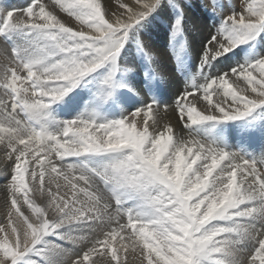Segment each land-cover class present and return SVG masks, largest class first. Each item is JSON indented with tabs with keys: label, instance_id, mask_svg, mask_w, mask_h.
<instances>
[{
	"label": "rangeland",
	"instance_id": "1",
	"mask_svg": "<svg viewBox=\"0 0 264 264\" xmlns=\"http://www.w3.org/2000/svg\"><path fill=\"white\" fill-rule=\"evenodd\" d=\"M2 1L5 2L6 0ZM12 1L18 3H21L20 1H22L24 3H27L29 0ZM31 1L29 2V5H27L28 8L26 12H20V15L17 14L19 12L14 11L17 8H13L10 10V8L15 6L7 5L4 9V7L0 5V25H3L5 18L7 19L11 15L10 23L6 27L7 34L4 31L3 33L7 36L9 42L11 44H14L5 45L4 40L0 38V79L3 83L8 84L12 87V91L0 88V143H3L4 147V154H0V168H2L0 169V181H2L3 179L2 183H5L6 181L8 184L10 183L9 186H11L12 188L15 187L16 189L11 190V192L13 193L12 194L3 191L0 186V198L3 199H0V264H30V262L31 264H178V262H180L179 264H231V261L232 264H248L249 260V264H264V252H262L264 250V235H262L264 234V232H262L264 231V216L262 212L264 211V193H262L264 192V167L261 166V163L264 162V156L262 157V159H259V162L257 160V158L259 157V155L257 154L259 152H255V150L260 151V146H263V144L258 140H250L249 142V137H252L255 134L259 135V137L260 135L264 136V125H260V119L262 117L261 112L264 111V105L259 108L261 111L259 109H257L255 112L253 111V120H248L246 118V121L244 117L232 120L231 122H202L195 121V119L193 118L194 120L192 121V123L188 125V123L185 124L186 122L180 118L178 113H175L173 116H175L176 114L177 115L174 123L177 124V126L174 124V127L173 122L169 119V116L164 114V112L156 111L155 113V111L150 110L151 108L155 110H169L170 105L167 104H169V102L173 100V97H171L168 92L166 93L168 87L166 86L165 82L161 79L159 80L160 82L158 81L156 77V69L152 65L150 56H148L149 54L147 52L148 46L151 50L156 48L163 49L165 44L161 43V39L159 37L162 34L165 35L167 33V28L172 23L173 26L169 31L168 39L169 44L172 47L169 49V57L173 65L175 64L174 58H177V65H179L178 72L182 73L181 80H184V82H186L187 77L191 74L192 66H188L182 71L179 69L181 61L188 60L191 64L193 62L192 57L190 55H187L185 52L188 48L187 45L189 43L184 34V30L186 29V27L200 29V32L203 35L204 39L208 40L207 42L210 41V44H216L218 40H221V42L225 43L227 47L234 44V40L230 39L229 36V31H231L236 34L233 39L237 40L240 46L235 49H226V55L231 54V57L229 58L230 61H233L235 58H237V56L241 55L244 60L245 57L249 60V67H252L255 62L259 63L253 65L255 66V68H260L256 69L257 71L255 70V72L263 71L264 0H126L128 3L132 4L130 6L133 8L131 12L128 10L127 12L124 11L126 13L121 10L120 4H117L122 0H47L48 2L46 0H37L39 1L37 4L38 6L35 5L33 7L31 6V3L36 0H33L32 2ZM168 1L169 3L167 5L166 3ZM194 2H196V4ZM101 4L104 5L102 6ZM53 5L54 7H51ZM90 5L92 6V8ZM253 5L257 7L259 6L260 8L253 7ZM111 6H114L115 9L117 8L120 14H117V11L115 10L113 11L114 13H112L111 9L109 8ZM64 8H67V10H65ZM252 9H256L257 13L252 15ZM62 10L65 11V13L62 12ZM67 11H71L72 14L68 13ZM49 12L50 14L48 15ZM258 13L260 14V16ZM43 14L45 15L43 16ZM182 14L185 16H183ZM86 16L88 18H86ZM231 18L233 20H231ZM50 19H56V25L57 23L60 24L56 26L53 23L54 21H50ZM176 19L177 21L173 23V20ZM259 19L261 20L260 22ZM81 20L85 23H82ZM87 20L90 22H95H92L91 24ZM229 21H232L230 22V24L232 23L231 26L229 24ZM33 23H35L36 25ZM252 23L253 25H250ZM52 27H54V29L56 28V30H54ZM228 27H230V29ZM50 28H52V30L54 31H52ZM89 30H91L92 33ZM238 33H240V35ZM209 37H211L210 40ZM214 37L217 38L214 40ZM251 42L254 43L250 44ZM210 44L208 45V47L210 46ZM92 47H94L95 49ZM204 47L205 46H203V48ZM253 47H256L257 50L251 51V48ZM22 49H28L27 53H23ZM210 49L211 48L209 47L208 50L210 56L207 68L208 70H210L209 73H212L215 67H218V70L222 67H225V64H223L225 62L221 61L220 57H218L219 60L217 62V57L212 55L213 50ZM234 53H236V55L232 56ZM202 55L203 54L201 53V59ZM258 56L261 58H257ZM242 58L239 57V60H242ZM205 59L208 58L205 57ZM132 60L135 62L136 67L137 65L139 66V69L140 65L143 64L142 62L144 60H147L148 62L146 66H144V69H140L145 70L146 73L133 74L129 72V66L133 63ZM251 60L253 61L250 62ZM245 61H243L244 64H247L245 63ZM56 67L58 69L60 68L59 71ZM73 68L76 69L74 70ZM80 68H82L83 70ZM150 68H152L153 70H148ZM76 70L77 72H75ZM199 70H197V72ZM11 71H15V73L18 75L17 79L12 78ZM57 71L59 74L56 73ZM170 72L171 74H175L174 66L172 67ZM73 73L77 74L74 75ZM204 73L205 72L203 71L200 76L196 75V78L199 79L202 75H204ZM62 74L64 76L63 78ZM229 74L232 75L231 70ZM129 75L130 77H128ZM77 77H79L78 80ZM136 77H138V80ZM47 78L48 80L46 82ZM53 78L58 81L61 80V83L55 81ZM222 79L223 81H227L224 75H222ZM123 81L127 82L124 83ZM65 82H67L68 85H72V87L66 86ZM49 84L52 85L50 86ZM192 84H194V82H192ZM214 84L215 81L211 80L210 84L200 86V93L208 95L211 94L213 90L222 86V83L217 82L216 85ZM59 86L63 88H60V90H55V88H59ZM123 86L126 88L125 90H123ZM261 86H263L264 90V82L261 83ZM50 87L52 88V90ZM48 88L49 90H47ZM138 88L141 89L142 93H137ZM127 89L130 90L127 92ZM28 90L29 92L31 90V92H27ZM38 91L39 93L37 94L36 92ZM46 91L48 92L47 94ZM223 93L225 94V92ZM253 93L256 97L264 98V93ZM42 94L45 95L46 98L45 96L43 97ZM190 94H199V91L195 90L193 92H190ZM15 100L16 102L14 103L13 101ZM146 101L149 102L148 107ZM56 102H58L56 110H59V113H56V110H54L53 108V104ZM181 103L182 100H180V98H177L173 104L174 107L179 108V113H181L182 111H190L184 103ZM85 105H87V113L80 112L79 116L81 118H75V114H73L74 111L77 112L75 109L80 110ZM5 111L9 114L11 113V111H13L15 114L11 113L12 118L8 117L11 119L7 120L5 118L6 114H4ZM156 118H164L165 123L171 124V127H174V129L177 128L176 130L183 131L186 128L188 132L193 133L195 136L198 135L202 139L201 152H204L203 156L209 157L210 162L207 163L205 167H200V169L197 167V165H201V162L198 160V158H183V156L180 155V152H167L165 147H162V142L156 140L152 142L153 146L151 148L153 150L150 151V160L144 159L142 157V147H144V145H141V143L145 141L149 125L155 123V125L158 126V120H156ZM147 120L150 121L148 124L146 123ZM96 126L104 129L112 128L111 132L115 134L118 133L120 137L122 136L120 139L123 141L125 140V144L129 145L131 143L130 147L123 148L121 150L108 149L102 151L104 143H102L103 141L99 136L100 132L102 131L99 130L98 132L97 128H93ZM133 127L136 129H134ZM139 127L143 129H140ZM215 127H217L218 134H221L222 132V134L233 135V140L229 141V144H231V146L225 147V150L223 152L221 146L214 141V137L209 136L211 130L215 129ZM189 128H191L190 131ZM95 129H97V131H94ZM136 130H139L138 133ZM191 130H193V132ZM14 133L15 136L13 135ZM20 133L21 135L24 134V136L28 138V140H24L25 142L28 141L30 143L36 144L37 146L43 147H48L50 146L48 144H51V146L48 148L51 151L50 153L52 157L57 155L54 157L56 160L59 155L60 157L66 156L64 160L66 161L65 163H68L73 161L75 159V156H81L79 160L80 163H76V165L81 170L83 169L82 171L84 173L80 176L78 173L74 172L75 170L73 168H70V172L68 171L70 178L68 180L57 175L54 172L52 164L51 166H49L50 164L43 165L42 167H39V169L34 165L35 163L33 165H26V163L24 162L27 148L24 146L25 144L23 145V143L19 139V136H21L19 135ZM173 133L176 132L174 131ZM6 134L11 135L13 140L10 139L11 141H9L8 135ZM73 137H75L74 140ZM40 138H42L43 140L41 141ZM91 138L93 139V141ZM44 139L46 140L44 141ZM84 139L85 141H83ZM136 139L138 144L137 146L135 144ZM59 140L62 142L60 143ZM127 140L130 143H128ZM93 142L94 145L97 143L96 148L92 144ZM132 142L135 144V147ZM6 144L8 145L7 147ZM12 144H14L15 146ZM102 144L103 146H101ZM9 145L13 147L10 148ZM92 145L94 146V148ZM214 145L219 146V148H213ZM255 145L258 147H256ZM54 146L56 148L59 146L60 148L58 147L59 149H56ZM69 146L72 147L70 148ZM5 149H8V151H5ZM61 149H64V151ZM68 149H70L71 151ZM75 150L77 152L79 150H82V152L80 154L79 152H75ZM40 152L42 153V151ZM16 153H20V155ZM153 153L155 155H153ZM189 155L191 156V154ZM19 156L21 157L19 158ZM152 156H154V159ZM21 158L24 159L22 160ZM11 159L14 161V163ZM19 159L23 162H20ZM227 161L231 163V166L229 167L232 170H228L230 168L227 167ZM235 161H239V164H236L234 166L235 163L233 162ZM194 165L196 166V168H198V170H195V168L193 167ZM156 167L159 168L157 169ZM29 168L30 170H28ZM89 169H93V172H90ZM99 169L102 170L101 174L98 173ZM11 171L15 172L12 173ZM39 171L41 174L39 173ZM47 171L49 174L47 173ZM71 173H73L74 175ZM197 174L199 175V177ZM216 174H219L218 176L220 179L217 178L218 176H215ZM251 174L254 175V177ZM53 175H56V177H54ZM71 175L73 176L71 177ZM161 175H163V178L161 177ZM11 176H13V178ZM105 176L112 178L114 177V186L112 184H105L102 181L106 179ZM251 176L253 177L252 179H254L252 185H254V182L256 183L254 186H251L254 187L253 191L251 190L252 188L250 186H247L245 185V183L243 184V182H240V179L246 177L251 179ZM36 177H39L40 179L35 180ZM99 177L102 180H100ZM75 179L78 180L79 183L77 182L76 184ZM89 179L94 183H87ZM59 180H61V183L59 182ZM32 181L33 184H31ZM38 181L41 184H39ZM41 181H44V184ZM47 181L50 183H48ZM107 181L109 180L107 179ZM64 182L66 183V186L69 185L67 189L66 186L63 185ZM59 183L61 184V187ZM52 184H55L56 186L52 187ZM97 184L99 186H97ZM256 185H258L260 188L257 189ZM74 186L77 187L78 190ZM222 186L224 187L222 188ZM32 187L34 188V190H32ZM38 188L39 190H37ZM42 188L44 189L42 190ZM86 188L87 192L83 190ZM40 189L42 190V193ZM72 189H75L79 194L74 190L70 192V190ZM235 189L237 190V192ZM61 190L63 191L62 193ZM255 190H257V194L261 192L259 193L260 196L259 194L257 196ZM243 191H245V194ZM36 192L39 193L37 194ZM99 192L102 193L101 196H106L104 198L109 205L99 203L94 200V198H91L90 196L88 197L87 195L91 194V196L97 197V194ZM71 193L73 194V196ZM240 193H242L241 196ZM39 194L41 195V197H39ZM251 196L253 197L251 198ZM73 197L77 198L79 201L77 199H73ZM242 197H245L244 200ZM231 198L234 199L232 200ZM246 198L249 200H247ZM253 199L256 201H254ZM6 200L10 201L7 202ZM47 200L49 201V203L47 202ZM72 200H75L74 203ZM240 200L242 201L239 202ZM45 201L50 205L49 206L47 204L49 207L45 205ZM231 201H234L233 204ZM80 202L90 204L87 205L88 211L84 212L82 216L81 214L71 212L73 204H78ZM237 202H239V204ZM56 203L57 205H55ZM249 205L250 207H248ZM5 206L6 208L8 207L6 210L4 208ZM56 207L58 208L56 209ZM105 207H108V209ZM48 208L50 210H48ZM3 210L5 211L3 212ZM58 210L61 211V213H63L62 215L64 216L61 224L58 222L60 221V218L58 219V217H56V214L59 212ZM63 210L67 211L68 213H65ZM102 211L104 212L102 213ZM216 211H218L219 213ZM94 213L96 217L93 215ZM249 213L250 215H252V217L248 215ZM253 214H255L258 218V215L261 214V219L259 218L261 223L259 222L258 218H256V220L254 219L255 215ZM223 215L224 218L222 217ZM240 216L250 217L242 218ZM73 217L74 219H72ZM54 218H56L57 220ZM68 218L70 219L71 223ZM251 218L253 219V221H251ZM247 220L250 223H247ZM54 221L57 223H54ZM230 221L233 223H230ZM237 221H241L242 224H239L241 222L238 223ZM256 221H258V223ZM56 224L58 227L56 226ZM252 224L255 225L254 229L251 228V226H253ZM167 225L169 226L167 227ZM257 227H259V230L256 229ZM61 229L65 230V234L67 233L66 230H69L68 235L63 236V232L60 231ZM157 229L159 231H157ZM247 230H249V234ZM77 231L79 233H77ZM240 231H242L243 233ZM162 232L167 233L166 237L162 236ZM220 232L221 234H219ZM230 232L234 235V237L230 234ZM234 232H236L237 234L235 233V235ZM250 232L251 234L253 233V236H255L252 237ZM88 233L90 237L87 235ZM160 235L162 237H160ZM222 235H228L229 238L228 236H226L225 239V236ZM167 236L169 237L168 239ZM235 236L239 238L237 239ZM241 236L242 238H240ZM247 236H250L251 238L249 243L248 241H246ZM162 238L164 239L162 240ZM243 239L246 243L243 242ZM179 240L183 241L181 242ZM231 240L237 243L235 244L234 242H231ZM242 242L243 245H241ZM256 243L257 245H255ZM50 249H52V251ZM153 250H155V252ZM231 250H233V252H231ZM48 251H50L52 254ZM238 251L241 253H239ZM154 253L156 255H154ZM47 255H49L50 257ZM230 255H232L233 260L231 259ZM241 256H243V258ZM241 258L244 260L242 261ZM156 259L159 261H157ZM155 260L156 263L154 262ZM244 261H246V263Z\"/></svg>",
	"mask_w": 264,
	"mask_h": 264
},
{
	"label": "bare ground",
	"instance_id": "2",
	"mask_svg": "<svg viewBox=\"0 0 264 264\" xmlns=\"http://www.w3.org/2000/svg\"><path fill=\"white\" fill-rule=\"evenodd\" d=\"M18 1V0H17ZM31 1V0H30ZM33 1V0H32ZM31 1V2H32ZM47 1V0H46ZM66 1V0H65ZM75 1V0H74ZM117 1V0H116ZM115 1V2H116ZM133 1V0H132ZM134 1H137V0H134ZM139 1V0H138ZM151 1V0H150ZM157 1V0H156ZM170 1V0H169ZM169 1L166 3L167 5H168V3H169ZM20 2H22V1H20ZM41 2V1H40ZM48 2V1H47ZM56 2V1H55ZM95 2V1H94ZM146 2V1H145ZM144 2V3H145ZM162 2V1H161ZM166 2V1H165ZM182 2V1H181ZM220 2V1H219ZM18 3V2H17ZM67 3V2H66ZM133 3V2H132ZM143 3V2H142ZM150 3V2H149ZM148 3V4H149ZM195 4H196V2H194ZM54 4V3H53ZM97 4V3H96ZM109 4V3H108ZM117 4H120V7H121V10L124 12V11H126L127 12V10L128 11H130L131 12V10H133V8L130 6V5H132V4H130V3H128L126 0H122V1H120L119 3H117ZM138 4V3H137ZM136 4V5H137ZM155 4V3H154ZM171 4V3H170ZM173 4V3H172ZM192 4V3H191ZM190 4V5H191ZM247 4V3H246ZM252 4H253V2H252ZM251 4V5H252ZM254 4H256V3H254ZM27 5H29V3L27 4ZM49 5H50V2H49ZM63 5H64V3H63ZM93 5V4H92ZM102 5V4H101ZM100 5V6H101ZM104 5V4H103ZM102 5V6H103ZM151 5V4H150ZM259 5V4H258ZM13 6H15V5H13ZM38 6V5H37ZM56 6V5H55ZM88 6V5H87ZM91 6V5H90ZM94 6V5H93ZM109 6V5H108ZM115 6H116V4H115ZM140 6V5H139ZM142 6V5H141ZM154 6V5H153ZM152 6V7H153ZM161 6V5H160ZM227 6H230V5H227ZM40 7V6H39ZM49 7V6H48ZM51 7H54V5L53 6H51ZM85 7V6H84ZM167 7V6H166ZM170 7V6H169ZM168 7V8H169ZM186 7V6H185ZM193 7V6H192ZM223 7V6H222ZM253 7H257V6H254L253 5ZM259 7V6H258ZM257 7V8H258ZM264 7V6H263ZM13 8H17L16 6L15 7H12V8H10V10L11 9H13ZM63 8V7H62ZM83 8V7H82ZM91 8H92V6H91ZM110 9H111V12L112 13H114L113 11L115 10V11H117V14H120L119 12H118V9L116 8L115 9V7L114 6H111V7H109ZM148 8V7H147ZM150 8V7H149ZM167 8V9H168ZM224 8V7H223ZM260 8V7H259ZM38 9V8H37ZM40 9V8H39ZM48 9V8H47ZM50 9V8H49ZM52 9H54V8H52ZM65 10H67V8H64ZM69 9V8H68ZM86 9V8H85ZM142 9V8H141ZM160 9V8H159ZM158 9V10H159ZM170 9V8H169ZM34 10V9H33ZM80 10V9H79ZM97 10V9H96ZM164 10H165V8H164ZM217 10V9H216ZM230 10V9H229ZM43 11V10H42ZM55 11V10H54ZM53 11V12H54ZM106 11V10H105ZM183 11V10H182ZM227 11V10H226ZM26 12V11H25ZM34 12V11H33ZM58 12V11H57ZM62 12H64L65 13V11H63L62 10ZM68 12V11H67ZM83 12V11H82ZM92 12V11H91ZM101 12V11H100ZM110 12V13H111ZM126 12H124V13H126ZM134 12H135V9H134ZM157 12V11H156ZM159 12V11H158ZM161 12V11H160ZM174 12V11H173ZM225 12V11H224ZM258 12H260V11H258ZM24 13V12H23ZM29 13V12H28ZM56 13V12H55ZM60 13V12H59ZM68 13H71V11H69ZM67 13V14H68ZM74 13V12H73ZM84 13H85V11H84ZM96 13V12H95ZM111 13V14H112ZM116 13V12H115ZM138 13V12H137ZM191 13V12H190ZM251 13H252V15H254V14H256L257 12H256V9L254 10V9H252L251 10ZM18 15H20V13H17ZM50 14V12L48 13V15ZM72 14V13H71ZM93 14V13H92ZM108 14V13H107ZM131 14H133V13H131ZM144 14V13H143ZM178 14V13H177ZM259 14V13H258ZM45 14H43V16H44ZM66 15V14H65ZM77 15V14H76ZM79 15V14H78ZM88 15V14H87ZM123 15V14H122ZM125 15V14H124ZM157 15V14H156ZM159 15V14H158ZM183 15V14H182ZM27 16V15H26ZM56 16V15H55ZM72 16V15H71ZM89 16V15H88ZM102 16V15H101ZM120 16V15H119ZM138 16V15H137ZM169 16H170V14H169ZM183 16H185V15H183ZM259 16H260V14H259ZM13 17V16H12ZM24 17V16H23ZM64 17V16H63ZM67 17V16H66ZM122 17V16H121ZM125 17V16H124ZM139 17V16H138ZM167 17V16H166ZM191 17V16H190ZM235 17V16H234ZM38 18V17H37ZM41 18V17H40ZM53 18V17H52ZM86 18H88L87 16H86ZM95 18V17H94ZM142 18V17H141ZM258 18V17H257ZM13 19V18H12ZM75 19V18H74ZM78 19V18H77ZM76 19V20H77ZM92 19V18H91ZM90 19V20H91ZM145 19V18H144ZM239 19V18H238ZM264 19V18H263ZM15 20H17V19H15ZM24 20V19H23ZM46 20V19H45ZM71 20V19H70ZM79 20V19H78ZM89 20V19H88ZM87 20V21H88ZM136 20V19H135ZM156 20V19H155ZM199 20V19H198ZM197 20V21H198ZM231 20H233L232 18H231ZM13 21V20H12ZM19 21V20H18ZM50 21H54L53 23L56 25V19H50ZM73 21V20H72ZM82 21V20H81ZM106 21V20H105ZM159 21V20H158ZM157 21V22H158ZM172 21V20H171ZM177 21V19L176 20H173V23L174 22H176ZM247 21V20H246ZM261 20L259 19V22H260ZM27 22V21H26ZM33 22V21H32ZM37 22V21H36ZM46 22V21H45ZM66 22V21H65ZM65 22H63V23H65ZM88 22H90V21H88ZM92 22L93 21H91L90 23L92 24ZM95 22V21H94ZM93 22V23H94ZM109 22V21H108ZM165 22V21H164ZM196 22V21H195ZM228 22V21H227ZM226 22V23H227ZM230 22H232V21H229V24H230ZM263 22V21H262ZM13 23V22H12ZM30 23V22H29ZM39 23V22H38ZM44 23V22H43ZM62 23V24H63ZM82 23H85V22H83L82 21ZM97 23V22H96ZM128 23H130V22H128ZM132 23V22H131ZM170 23V22H169ZM189 23V22H188ZM14 24H15V22H14ZM17 24V23H16ZM19 24V23H18ZM26 24V23H25ZM33 24H35V23H33ZM42 24V23H41ZM60 24V23H59ZM58 23H57V25L56 26H58L59 25ZM72 24V23H71ZM76 24V23H75ZM140 24V23H139ZM138 24V25H139ZM187 24V23H186ZM202 24V23H201ZM228 24V23H227ZM226 24V25H227ZM232 24V23H231ZM231 24H230V26H231ZM237 24V23H236ZM260 24V23H259ZM13 25V24H12ZM24 25V24H23ZM28 25V24H27ZM36 25V24H35ZM38 25V24H37ZM47 25V24H46ZM53 25V24H52ZM78 25V24H77ZM87 25H89V24H87ZM142 25V24H141ZM140 25V26H141ZM151 25V24H150ZM225 25V26H226ZM242 25V24H241ZM246 25V24H245ZM250 25H253V23L252 24H250ZM51 26V25H50ZM61 26V25H60ZM95 26V25H94ZM100 26V25H99ZM99 26H98V28H99ZM112 26V25H111ZM131 26V25H130ZM130 26H128V27H130ZM143 26H145V25H143ZM159 26V25H158ZM167 26V25H166ZM172 23H171V25H169V27L167 28V33L165 34V35H161L159 38L161 39V43L162 44H165V46L163 47V49L161 48V49H159V48H156V49H153V50H151V49H149V46L147 47V52H148V56H150V60H151V63H152V65L154 66V68L156 69V72H157V75H158V77L162 80V81H164L165 82V84H166V86L168 87V89L166 90V93L168 92L169 94H170V96L171 97H173V100H171L170 102H169V104H167V105H170V109L169 110H167V111H165V110H155V109H150L151 111L153 110V111H155V113H156V111H162V112H164V114L165 115H167V116H169V119L173 122V126H174V120H175V118H176V115L175 116H173L175 113H178V115L180 116V118L183 120V121H185L186 123L185 124H187L188 123V125L189 124H191L192 123V121L195 119V121H204V122H213V121H228V122H231L232 120H235V119H240V118H242V117H244L245 118V121L248 119H250L251 117H252V114L257 110V109H259V108H261L263 105H264V98H261V97H256L255 95H254V93L253 92H259V93H264V90H263V86H261V83L262 82H264V70L263 71H258V72H255V70L256 69H260L259 67H257V68H255V66H253L252 65V67H249L250 65H248V64H250L249 63V60L248 59H246V57H245V60L241 57V55H239V56H237V58H235L233 61H230V57H231V54L230 55H226V53H225V51H226V49L228 50V49H235V48H237L238 46H240L239 45V43H238V41L237 40H235V39H233V37L236 35V34H234L233 32H231V31H229V36H230V39H232V40H234V44L233 45H230V46H226L225 45V43H223V42H221V40H218L217 41V43L216 44H210V48L213 50V52H212V55L213 56H216L217 57V59L219 60V58L218 57H220V59H221V61H223V62H225V63H223V64H225L224 66L225 67H222L221 69H219L218 70V67H215L214 68V70H213V72L212 73H208V72H205L204 73V75H202L199 79H197L196 78V74H195V72H197V70H199V67L197 66V62H198V60H200L201 59V54L199 55V53H200V50L203 48V46H205L206 45V42L208 41V40H206V39H204V37H203V35L201 34V32H200V29H198V28H190V27H186V29L184 30V34H185V37H186V39H187V41H189V43H188V45H187V49H186V54L187 55H190L191 57H192V59H193V62H192V64L190 63V61H188V60H183V61H181V64H180V67H179V69L182 71V70H184V69H186L188 66H192L191 68H192V71H191V74L187 77V79H186V82H184V80H179V78H177V77H175L173 74H171V69L169 68V66H168V62H171L170 61V57H169V49L170 48H172L171 46H170V44H169V31H170V29L172 28ZM262 26V25H261ZM49 27V26H48ZM67 27H68V25H67ZM233 27V26H232ZM53 29H54V27H52ZM52 28H50L51 30H52ZM89 28H90V26H89ZM97 28V29H98ZM114 28V27H113ZM116 28V27H115ZM134 28V27H133ZM136 28V27H135ZM139 28V27H138ZM226 28V27H225ZM229 29H230V27H228ZM245 28V27H244ZM249 28V27H248ZM95 29V28H94ZM137 29V28H136ZM145 29H147V28H145ZM227 29V28H226ZM228 29V30H229ZM243 29V28H242ZM246 29V28H245ZM261 29V28H260ZM54 30H56V28L54 29ZM54 30H52V31H54ZM57 30H58V28H57ZM70 30V29H69ZM100 30H101V28H100ZM135 30V29H134ZM225 30V29H224ZM89 31H91V30H89ZM98 31V30H97ZM123 31V30H122ZM132 31V30H131ZM136 31V30H135ZM160 31V30H159ZM182 31V30H181ZM235 31V30H234ZM133 32V31H132ZM148 32V31H147ZM153 32V31H152ZM236 32V31H235ZM249 32V31H248ZM91 33H92V31H91ZM138 33V32H137ZM140 33H141V30H140ZM206 33V32H205ZM257 33V32H256ZM134 34V33H133ZM159 34V33H158ZM239 35H240V33H238ZM263 34V33H262ZM132 35V34H131ZM54 36V35H53ZM55 37H56V34H55ZM132 37V36H131ZM136 37V36H135ZM148 37V36H147ZM58 38V37H57ZM98 38V37H97ZM145 38V37H144ZM210 38L211 37H209V40H210ZM102 39V38H101ZM97 40V39H96ZM99 40V39H98ZM103 40V39H102ZM130 40V39H129ZM133 40V39H132ZM140 40V39H139ZM220 41V42H219ZM246 41V40H245ZM249 41V40H248ZM134 42H135V40H134ZM142 42V41H141ZM145 42H146V39H145ZM98 43V42H97ZM137 43H139V42H137ZM143 43V42H142ZM148 43V42H147ZM243 43V42H242ZM241 43V44H242ZM145 44V43H144ZM138 45V44H137ZM142 45V44H141ZM212 45H214V46H212ZM264 45V44H263ZM153 46V45H152ZM151 46V47H152ZM207 47H208V45H206ZM114 47V46H113ZM184 47V46H183ZM208 47V48H209ZM92 48H94V47H92ZM264 48V47H263ZM95 49V48H94ZM210 49V50H211ZM99 50V49H98ZM109 52V51H108ZM258 52H260V51H258ZM262 52V51H261ZM100 53V52H99ZM103 53V52H102ZM120 53V52H119ZM104 54V53H103ZM111 54H112V52H111ZM147 54V53H146ZM239 54H241V53H239ZM236 55V53H234L232 56H235ZM258 55H259V53H258ZM210 56V55H209ZM1 57V56H0ZM3 57V56H2ZM95 57H97V56H95ZM115 57H116V55H115ZM239 57L240 58H242V60H239ZM134 58V57H133ZM257 58H261V57H257ZM202 59H205V57L202 55ZM254 59H256V58H254ZM253 59V60H254ZM248 60V61H247ZM253 60H251L250 62H252ZM263 60V59H262ZM261 60V61H262ZM133 61V60H132ZM243 61H245V63H247V64H244V62ZM255 61V60H254ZM147 60H144L142 63L143 64H141L140 65V69H144V66H146V64H147ZM264 62V61H263ZM228 63V64H227ZM241 63H242V65L244 66H242L241 65ZM254 63V62H253ZM70 64V63H69ZM71 64H72V62H71ZM117 64V63H116ZM122 64V63H121ZM227 64V65H226ZM35 65V64H34ZM59 65V64H58ZM61 65V64H60ZM64 65V64H63ZM125 65V64H124ZM67 66V65H66ZM82 66V65H81ZM117 66V65H116ZM121 66V65H120ZM45 67V66H44ZM60 67V66H59ZM69 67V66H68ZM75 67V66H74ZM80 67V66H79ZM86 67H87V65H86ZM49 68V67H48ZM54 68H55V66H54ZM57 68V67H56ZM63 68V67H62ZM45 69V68H44ZM58 69V68H57ZM60 69V68H59ZM59 69H58V71H59ZM74 69V68H73ZM76 69V68H75ZM74 69V70H75ZM80 69H82V68H80ZM113 69H115V68H113ZM139 69V66L137 65V67H136V64H135V62L133 61V63L132 64H130V66H129V72H131V73H133V74H138V73H136L137 72V70H140ZM263 69V68H262ZM43 70V69H42ZM83 70V69H82ZM81 70V71H82ZM127 70V69H126ZM230 70H231V72H232V75H230L229 74V72H230ZM44 71V70H43ZM50 71V70H49ZM58 71L56 72L57 74H59L58 73ZM79 71V70H78ZM80 71V72H81ZM119 71V70H118ZM257 71V70H256ZM39 72V71H38ZM47 72H48V70H47ZM65 72V71H64ZM74 72V71H73ZM75 72H77V70L75 71ZM74 72V73H75ZM40 73V72H39ZM50 73V72H49ZM60 73H62V72H60ZM67 73H68V71H67ZM69 73H70V71H69ZM73 73V74H74ZM84 73V72H83ZM42 74V73H41ZM47 74V73H46ZM45 74V75H46ZM77 74V73H76ZM76 74H74V75H76ZM115 74V73H114ZM113 74V75H114ZM40 75V74H39ZM44 75V76H45ZM49 75V74H48ZM56 75V74H55ZM70 75V74H69ZM124 75V74H123ZM132 75V74H131ZM222 75H224L225 76V79H227V81H223V79H222ZM60 76H61V74H60ZM82 76H83V74H82ZM118 76V75H117ZM137 76V75H136ZM42 77V76H41ZM59 77V76H58ZM64 76H63V74H62V78H63ZM67 77V76H66ZM72 77H73V75H72ZM128 77H130V75L128 76ZM132 77V76H131ZM252 77V78H251ZM263 77V78H262ZM61 78V77H60ZM78 78L79 77H77V80H78ZM111 78H112V76H111ZM137 78V80H138V77H136ZM50 79V78H49ZM54 79V78H53ZM72 79H74V78H72ZM47 80H48V78L46 79V82H47ZM55 80V79H54ZM53 80V81H54ZM60 80V79H59ZM113 80V79H112ZM111 80V81H112ZM129 80V79H128ZM211 80H214L215 81V84L214 85H216L217 84V82L218 83H222V86L221 87H219V88H217V89H215V90H213V92L211 93V94H208V95H204V94H202V93H200V86H202V85H206V84H210V81ZM50 81V80H49ZM53 81H51V82H53ZM55 81H58V80H55ZM54 81V82H55ZM61 81V80H60ZM60 81H58V82H60ZM109 81V80H108ZM110 81V82H111ZM37 82V81H36ZM64 82V81H63ZM124 83L125 82H127V81H123ZM192 82H194V84H192ZM44 83H45V81H44ZM61 83V82H60ZM65 84H66V86H68V87H72V85H68V83L67 82H65ZM48 85V84H47ZM50 85V84H49ZM52 85V84H51ZM50 85V86H51ZM62 85V84H61ZM40 87V86H39ZM73 87H74V85H73ZM130 87V86H129ZM128 87V88H129ZM42 88H43V86H42ZM51 88V87H50ZM52 88H53V86H52ZM52 88H51V90H52ZM60 86H59V88L58 87H56L55 88V90H60ZM63 88V87H62ZM61 88V89H62ZM120 88H121V86H120ZM124 88V89H123ZM123 90H125L126 88L123 86ZM119 89V88H118ZM42 90V89H41ZM47 90H49V88L47 89ZM130 90V89H129ZM128 89H127V92L129 91ZM195 90H197V91H199V94H194V95H192V94H190V92H193V91H195ZM54 91V90H53ZM27 92H29V90L27 91ZM26 92V93H27ZM30 92H31V90H30ZM29 92V93H30ZM50 92V91H49ZM223 92H225V94L223 93ZM37 94L39 93V91L38 92H36ZM48 92L46 91V94H47ZM62 93V92H61ZM131 93V92H130ZM137 93H142V91H141V89L140 88H138V91H137ZM136 93V94H137ZM35 94V93H34ZM33 94V95H34ZM52 94V93H51ZM54 94V93H53ZM63 94V93H62ZM26 95H28V94H26ZM43 95V94H42ZM135 95V94H134ZM38 96V95H37ZM45 95H43V97H44ZM49 96V95H48ZM47 96V97H48ZM31 97V96H30ZM29 98V97H28ZM45 98H46V96H45ZM177 98H180V100H182V103H184L185 104V106H187V108L190 110V111H186V112H184V111H182L181 113H179V108L178 107H174L173 106V104H174V102H175V100L177 99ZM140 99V98H139ZM4 100V99H3ZM145 100V99H144ZM5 101V100H4ZM42 101V100H41ZM142 101V100H141ZM140 101V102H141ZM137 102V101H136ZM148 103L149 102H147L146 101V104H147V107H148ZM181 103V104H182ZM44 104V103H43ZM145 106V105H144ZM81 107V106H80ZM264 107V106H263ZM263 109V108H262ZM77 112H75L74 111V113L73 114H75L74 116H75V118H81L80 116H79V113L81 112V113H87V105H85L82 109H75ZM260 110V109H259ZM258 110V111H259ZM90 111V110H89ZM254 111V112H253ZM261 111V110H260ZM262 113V117H261V119H260V125H264V112H261ZM131 114V113H130ZM129 114V115H130ZM128 117V116H127ZM134 117V116H133ZM165 117V116H164ZM258 117V116H257ZM194 118V119H193ZM247 118V119H246ZM180 119V120H181ZM150 120V119H149ZM149 120H147L146 121V123L148 124L150 121ZM156 120H158V126H156L155 125V123L154 124H150L149 125V128L147 129V135H146V138H145V141L143 142V143H141V145H144V147H142V157L144 158V159H146V160H150V158H151V155H150V151L151 150H153L151 147L153 146V141L154 140H156V141H161L162 142V147L164 146L165 147V149L167 150V152H171V151H174L175 153H178V152H180V155H182L183 156V158H190V159H196V158H198V160L201 162V165H197V167L198 168H200V167H205L206 166V164L207 163H209L210 162V159H209V157H206V156H203L204 155V152H201V138L198 136V135H194L193 133H190V132H188L187 130H186V128H185V130H176L177 128H175L174 129V127H171V124H168V123H165V121H164V118H156ZM251 120V119H250ZM256 120H258V119H256ZM140 121V120H139ZM178 122H179V119H178ZM130 123V122H129ZM199 123V122H198ZM127 124V123H126ZM137 124V123H136ZM181 124V123H180ZM182 124H183V122H182ZM184 124V125H185ZM208 124H210V123H208ZM222 124H223V122H222ZM131 125V124H130ZM170 125V126H169ZM176 126H177V124H175ZM217 125V124H216ZM132 126V125H131ZM187 126V125H186ZM157 127V128H156ZM179 127V126H178ZM182 127V126H181ZM185 127V126H184ZM188 127H190V126H188ZM86 128V127H85ZM89 128V127H88ZM93 128H97L98 129V132H99V130L100 131H102V132H100V134H99V136L101 137V140L103 141L102 143H104V146H103V144L101 145V146H103V150L102 151H104V150H121V149H123V148H127V147H130V142L127 140V142L128 143H130L129 145L128 144H125L124 142H125V140L123 141V140H121L120 138L122 137H120V135L118 134V133H112L111 131V129H104V128H100V127H98V126H96V127H93ZM134 128V127H133ZM140 128V127H139ZM87 129V128H86ZM97 129H95L94 131H97ZM134 129H136V128H134ZM140 129H143V128H140ZM153 129V130H152ZM190 129L191 128H189V131H190ZM75 130V129H74ZM77 130V129H76ZM80 130V129H79ZM88 130V129H87ZM114 130V129H113ZM171 130V131H170ZM172 130H173V132L175 131L176 133H173L172 132ZM137 131V133H138V131L139 130H136ZM192 132H193V130H191ZM87 132V131H86ZM124 132V131H123ZM135 132V131H134ZM142 132V131H141ZM83 133V132H82ZM126 133V132H125ZM86 134V133H85ZM88 134V133H87ZM91 134V133H90ZM261 134V133H260ZM6 135H8V134H6ZM14 136H15V133L13 134ZM19 135H21V133L19 134ZM75 135H78V134H75ZM230 135L231 134H229V135H227V134H222V132H221V134H218L217 133V127H215V129H213V130H211V132H210V137L212 136V137H214L213 139H214V141L217 143V144H219L220 146H221V148H222V152L225 150L224 148L225 147H230L231 146V144H229V141L230 140H233V135L230 137ZM2 136V135H1ZM85 136V135H84ZM84 136H83V138H84ZM251 136H252V134H251ZM20 138V141L23 143V145L27 148V152H26V154H25V162L24 163H26V165H33L34 163V165L35 166H37V168L39 169V167H42L43 165H49V166H51V164H52V167H53V169H54V172L57 174V175H59V176H61V177H63V178H66V179H68L69 180V178H70V176H69V173H68V171H69V169L70 168H73L75 171L74 172H76V173H78L80 176L84 173L80 168H78V166L76 165V163H80V157L81 156H78V157H76L75 156V159L73 160V161H71V162H68V163H65L66 161L64 160V158L66 157H60V155H59V157L57 158V160L54 158L55 156H57V155H55L54 157H52V155H51V151H50V149L48 148V147H50L51 146V144H48V145H50V146H37L36 144H33V143H30V142H25L24 140H28V138L26 137V136H24V134L23 135H21V136H19ZM15 138H18V137H15ZM97 138V137H96ZM263 138H264V136H261L260 135V137H259V135H257V134H255V135H253L252 137H249V142H250V140H254V141H257V140H260L261 139V142H262V144H263V146H260V151H262V152H260L259 150H255V152H259L257 155H259V157L257 158V160L260 162V160L259 159H262V157L264 156V141H263ZM7 139V138H6ZM8 139H9V141H11V140H13L12 139V136L11 135H8ZM11 139V140H10ZM41 139V141L43 140L42 138H40ZM72 139V138H71ZM75 139V137H73V140ZM92 139V138H91ZM159 139V140H158ZM194 139V140H193ZM46 139H44V141H45ZM82 140V139H81ZM87 140V139H86ZM191 140V141H190ZM6 141V140H5ZM19 141V142H20ZM34 141V140H33ZM60 141V140H59ZM77 141V140H76ZM83 141H85V139L83 140ZM92 141H93V139H92ZM95 141V140H94ZM100 141V140H99ZM130 141H131V139H130ZM18 142V141H17ZM62 141H60V143H61ZM78 142V141H77ZM90 142V141H89ZM97 142H98V140H97ZM134 142V141H133ZM132 142V143H133ZM206 142V141H205ZM220 142H222V143H220ZM6 143V142H5ZM10 143V142H9ZM36 143V142H35ZM45 143V142H44ZM85 143V142H84ZM18 144V143H17ZM47 144V143H46ZM45 144V145H46ZM70 144V143H69ZM86 144H88V143H86ZM93 145H94V142L92 143ZM97 144V143H96ZM96 144L94 145L95 146V148H96ZM100 144V143H99ZM134 144V143H133ZM132 144V145H133ZM135 144H136V146L138 145L137 144V139L135 140ZM135 144H134V147H135ZM261 144V143H260ZM12 145H14V144H12ZM36 145V146H35ZM61 145V144H60ZM68 145V144H67ZM72 145V144H71ZM92 145V146H93ZM131 145V146H132ZM161 145V144H160ZM8 145L6 144V147H7ZM15 146V145H14ZM19 146V145H18ZM17 146V147H18ZM55 146H57V145H55ZM54 146V147H55ZM66 146V145H65ZM78 146V145H77ZM77 146H73V147H77ZM94 146H93V148H94ZM256 146V145H255ZM254 146V147H255ZM5 147V148H6ZM9 147L10 148H12L13 146H11V145H9ZM22 147V146H21ZM59 147V146H58ZM57 147V148H58ZM70 147V146H69ZM72 147V146H71ZM70 147V148H71ZM81 147V146H80ZM91 147V146H90ZM89 147V148H90ZM219 148V146H217V145H214L213 146V148ZM256 147H258V146H256ZM24 148V147H23ZM56 148V147H55ZM56 148V149H57ZM60 148V147H59ZM58 148V149H59ZM92 148V147H91ZM98 148V147H97ZM253 148V147H252ZM4 147H3V143H0V154H4ZM21 149V148H20ZM66 149V148H65ZM10 150V149H9ZM13 150V149H12ZM18 150V149H17ZM22 150V149H21ZM61 150H63L64 151V149H61ZM67 150V149H66ZM68 150H70V149H68ZM95 150V149H94ZM93 150V151H94ZM101 150V149H100ZM210 150V149H209ZM254 150V149H253ZM5 151H8V149H5ZM23 151V150H22ZM40 151H42V153L40 152ZM52 151H53V149H52ZM55 151V150H54ZM56 151H58V150H56ZM71 151V150H70ZM73 151V150H72ZM96 151V150H95ZM203 151V150H202ZM19 152V151H18ZM21 152V151H20ZM61 152V151H60ZM67 152V151H66ZM75 152H77L76 150H75ZM80 154H81V152H82V150H79L78 151ZM77 152V153H78ZM152 152H154V151H152ZM53 153V152H52ZM55 153H58V152H55ZM54 153V154H55ZM72 153V152H71ZM74 153V152H73ZM159 153V152H158ZM229 153V152H228ZM16 154H19L20 155V153H16ZM22 154V153H21ZM164 154V153H163ZM167 154H169V153H167ZM171 154H173V153H171ZM170 154V155H171ZM189 154H191V156L189 155ZM10 155V154H9ZM23 155V154H22ZM72 155V154H71ZM75 155H77V154H75ZM153 155H155L154 153H153ZM175 155V154H174ZM256 155V156H257ZM2 156V155H1ZM63 156V155H62ZM21 156H19V158H20ZM153 157V159H154V156H152ZM1 158V157H0ZM170 158H171V156H170ZM213 158H215V157H213ZM22 159V158H21ZM24 159V158H23ZM22 159V160H23ZM157 159V158H156ZM173 159V158H172ZM171 159V160H172ZM176 159V158H175ZM179 159H181V158H179ZM237 159V158H236ZM241 159V158H240ZM9 160V159H8ZM7 160V161H8ZM12 160V159H11ZM20 160V159H19ZM22 160H20V162L22 161ZM160 160V159H159ZM224 160H225V158H224ZM13 161V160H12ZM16 161V160H15ZM152 161V160H151ZM162 161V160H161ZM192 161V160H191ZM23 162V161H22ZM156 162V161H155ZM184 162V161H183ZM2 163V162H1ZM13 163H14V161H13ZM43 163H45V164H43ZM164 163V162H163ZM162 163V164H163ZM218 163V162H217ZM233 163H235L234 164V166L237 164H239V161H235V162H233ZM242 163V162H241ZM188 164V163H187ZM227 167H229V166H231V163L229 162V161H227ZM3 165H4V163H3ZM3 165H2V167H3ZM20 165V164H19ZM79 165V164H78ZM154 165H155V163H154ZM156 165H157V163H156ZM192 165V164H191ZM16 166H17V163H16ZM161 166V165H160ZM245 166V165H244ZM247 166V165H246ZM261 166L262 167H264V162L263 163H261ZM31 167V166H30ZM45 167V166H44ZM149 167H150V164H149ZM164 167H165V164H164ZM194 168H195V170L197 169L198 170V168H196V166L194 165L193 166ZM192 167V168H193ZM243 167V166H242ZM25 168V167H24ZM47 168V167H46ZM50 168V167H49ZM157 168V167H156ZM159 168V167H158ZM157 168V169H158ZM166 168H168V167H166ZM230 168V167H229ZM249 168V167H248ZM261 168V167H260ZM0 169H2V168H0ZM151 169H152V167H151ZM155 169V168H154ZM201 169V168H200ZM218 169H220V168H218ZM4 170V169H3ZM8 170V169H7ZM17 170V169H16ZM19 170V169H18ZM28 170H30V168L28 169ZM33 170V169H32ZM41 170V169H40ZM47 170V169H46ZM52 170V169H51ZM90 170V172H93V169H89ZM225 170V169H224ZM228 170H232L231 168L230 169H228ZM236 170V169H235ZM72 171V170H71ZM101 169H99V171H98V173H100L101 174ZM180 171V170H179ZM200 171V170H199ZM247 171V170H246ZM4 172V171H3ZM12 172V171H11ZM13 172H15V171H13ZM12 172V173H13ZM54 172H53V174H54ZM70 172V171H69ZM73 172V173H74ZM166 172V171H165ZM172 172V171H171ZM181 172H182V170H181ZM253 172V171H252ZM8 173V172H7ZM26 173V172H25ZM39 173H40V171H39ZM38 173V174H39ZM47 173H48V171H47ZM46 173V174H47ZM73 173H71V174H73ZM197 173V172H196ZM200 173H202V172H200ZM234 173V172H233ZM242 173V172H241ZM9 174V173H8ZM41 174V173H40ZM39 174V175H40ZM49 174V173H48ZM164 174H166V173H164ZM237 174V173H236ZM243 174V173H242ZM254 174H256V173H254ZM258 174V173H257ZM74 175V174H73ZM73 175H71V177L73 176ZM77 175V174H76ZM198 175V174H197ZM203 175V174H202ZM219 174H216L215 176H218ZM222 175V174H221ZM247 175V174H246ZM252 175V174H251ZM5 176V175H4ZM29 176V175H28ZM37 176V175H36ZM54 176V175H53ZM58 176V177H59ZM131 176V175H130ZM172 176V175H171ZM174 176H176V175H174ZM204 176V175H203ZM231 176V175H230ZM239 176V175H238ZM244 176V175H243ZM253 177H254V175H252ZM251 176V179H249V178H242V179H240V182H243V184L245 183V185H247V186H254L256 183L254 182V185H252V183H253V180L254 179H252L253 177ZM8 177V176H7ZM12 178H13V176H11ZM41 177V176H40ZM44 177V176H43ZM54 177H56V175L54 176ZM161 177L163 178V175H161ZM164 177H165V175H164ZM198 177H199V175H198ZM5 178V177H4ZM28 178V177H27ZM26 178V179H27ZM47 178V177H46ZM80 178V177H79ZM105 180H102L100 177H99V179L100 180H102L105 184H112L113 185V178L112 177H106L105 176ZM172 178V177H171ZM201 178V177H200ZM211 178V177H210ZM217 178H219V176L217 177ZM228 178V177H227ZM6 179V178H5ZM32 179V178H31ZM36 179H40L39 177H36L35 178V180ZM65 179V180H66ZM73 179V178H72ZM107 179L109 180V181H107ZM165 179V178H164ZM181 179V178H180ZM202 179H205V178H202ZM216 179V178H215ZM220 179V178H219ZM11 180H13V179H11ZM34 180V181H35ZM46 180V179H45ZM76 180V179H75ZM176 180V179H175ZM174 180V181H175ZM201 180V179H200ZM199 180V181H200ZM211 180V179H210ZM217 180V179H216ZM258 180V179H257ZM9 181V180H8ZM18 181H20V180H18ZM28 181V180H27ZM49 181V180H48ZM47 181V182H48ZM61 180H59V182H60ZM64 181V180H63ZM67 181V180H66ZM84 181V180H83ZM190 181V180H189ZM218 181V180H217ZM3 182V179H2V181H0V186H1V189L3 190V191H5V192H7V193H12L11 192V190L12 189H15V187H11V186H9V184L5 181V183H2ZM10 182V181H9ZM42 182V181H41ZM44 182V181H43ZM42 182V183H43ZM46 182V181H45ZM77 182L79 183V181L78 180H76V184H77ZM86 182H87V180H86ZM85 182V183H86ZM89 182H92L90 179L88 180V182L87 183H89ZM115 182V181H114ZM185 182H186V180H185ZM204 182V181H203ZM223 182V181H222ZM238 182V181H237ZM27 183V182H26ZM37 183V182H36ZM38 183H39V181H38ZM48 183H50V182H48ZM61 183V182H60ZM59 183V185H60V187H61V184ZM73 183V182H72ZM92 183H94V182H92ZM232 183H235V182H232ZM31 184H33V181H32V183ZM35 184V183H34ZM39 184H41V183H39ZM44 184V183H43ZM66 183L64 182L63 183V185H65ZM69 184V183H68ZM74 184V183H73ZM117 184V183H116ZM119 184H120V182H119ZM221 184V183H220ZM219 184V185H220ZM224 184V183H223ZM237 184V183H236ZM26 185V184H25ZM48 185V184H47ZM87 185V184H86ZM197 185V184H196ZM222 185V184H221ZM220 185V186H221ZM240 185V184H239ZM261 185H262V183H261ZM260 185V186H261ZM34 186V185H33ZM38 186V185H37ZM56 185L54 184H52V187H55ZM66 186V185H65ZM69 185H67L66 186V189H67V187H68ZM71 186V185H70ZM97 186H99L98 184H97ZM103 186V185H102ZM114 186V185H113ZM237 186V185H236ZM235 186V187H236ZM246 186V187H247ZM35 187H36V185H35ZM75 187V186H74ZM84 187V186H83ZM104 187V186H103ZM224 186H222V188H223ZM239 187V186H238ZM241 187V186H240ZM249 187V188H250ZM256 187H257V189H259L260 187L258 186V185H256ZM19 188V187H18ZM18 188H17V190H18ZM33 188V187H32ZM31 188V189H32ZM46 188V187H45ZM59 188V187H58ZM75 188H77V187H75ZM87 188H89V187H87ZM87 188L86 189H83V190H85L86 192H87ZM173 188V187H172ZM194 188V187H193ZM237 188V187H236ZM252 189V191H253V188L254 187H251ZM23 189V188H22ZM25 189V188H24ZM28 189H30V188H28ZM44 188H42V190H43ZM48 189H49V187H48ZM55 189V188H54ZM178 189V188H177ZM176 189V190H177ZM201 189V188H200ZM203 189V188H202ZM238 189V188H237ZM241 189H243V188H241ZM264 189V188H263ZM16 190V189H15ZM32 190H34V188L32 189ZM36 190V189H35ZM37 190H39V188L37 189ZM41 190V189H40ZM42 190H41V193H42ZM47 190V189H46ZM57 190V189H56ZM63 190V189H62ZM61 190V193L63 192ZM75 191L76 192V190L75 189H72V190H70V192H72V191ZM77 190H78V188H77ZM175 190V189H174ZM204 190V189H203ZM231 190V189H230ZM236 190V189H235ZM243 190H245V189H243ZM260 190H262V189H260ZM259 190V191H260ZM31 191V190H30ZM48 191V190H47ZM46 191V192H47ZM51 191H53V190H51ZM65 191V190H64ZM68 191H69V188H68ZM81 191V190H80ZM89 191V190H88ZM207 191V190H206ZM256 191V194H257V190H255ZM83 192V191H82ZM229 192H231V191H229ZM236 192H237V190H236ZM244 192V194H245V191H243ZM249 192H250V190H249ZM4 193V192H3ZM2 193V194H3ZM31 193V192H30ZM37 194L39 193V192H36ZM36 193H34V194H36ZM40 193V194H41ZM66 193V192H65ZM76 193H78V192H76ZM89 193H91V192H89ZM180 193V192H179ZM201 193V192H200ZM218 193V192H217ZM254 193V192H253ZM253 193H250V194H253ZM259 193H261V192H259ZM258 193V194H259ZM262 193H264V192H262ZM13 194V193H12ZM11 194V195H12ZM14 194H15V192H14ZM18 194V193H17ZM33 194V195H34ZM39 194V195H40ZM45 194H47V193H45ZM58 194V193H57ZM67 194H68V192H67ZM66 194V195H67ZM72 194V193H71ZM79 194V193H78ZM87 194V193H86ZM97 194V193H96ZM101 194L102 193H98L97 194V197H93V196H91V194L89 195V194H87L88 195V197L90 196L91 198H94V200H96L97 202H99V203H102V204H106V205H109L107 202H106V200H105V198L104 197H106V196H101ZM204 194V193H203ZM209 194H210V192H209ZM241 194L242 193H240V196H241ZM248 194V193H247ZM247 194H246V197H247ZM258 194H257V196H258ZM53 195V194H52ZM69 195H70V193H69ZM76 195V194H75ZM74 195V196H75ZM105 195H107V194H105ZM190 195V194H189ZM217 195V194H216ZM35 196V195H34ZM72 196H73V194H72ZM71 196V197H72ZM84 196V195H83ZM181 196V195H180ZM186 196V195H185ZM191 196V195H190ZM218 196V195H217ZM223 196V195H222ZM234 196V195H233ZM242 196H244V195H242ZM259 196H260V194H259ZM33 197V196H32ZM39 197H41V195L39 196ZM77 197V196H76ZM189 197V196H188ZM216 197V196H215ZM220 197V196H219ZM228 197V196H227ZM231 197H232V195H231ZM253 196H251V198H252ZM30 198V197H29ZM34 198V197H33ZM46 198H48V197H46ZM84 198V197H83ZM230 198V197H229ZM243 198V197H242ZM245 198V197H244ZM244 198H243V200H244ZM255 198V197H254ZM259 198V197H258ZM0 199H2V198H0ZM45 199V198H44ZM52 199V198H51ZM71 199V198H70ZM73 199H77V198H75V197H73ZM82 199V198H81ZM86 199V198H85ZM197 199V198H196ZM209 199V198H208ZM219 199V198H218ZM232 199V198H231ZM234 199V198H233ZM232 199V200H233ZM247 199V198H246ZM261 199V198H260ZM3 200V199H2ZM22 200V199H21ZM25 200V199H24ZM35 200V199H34ZM61 200V199H60ZM74 200V201H75ZM78 200V199H77ZM105 200V201H104ZM226 200V199H225ZM247 200H249V199H247ZM246 200V201H247ZM254 200V199H253ZM7 201V200H6ZM10 201V200H9ZM9 201H7V202H9ZM36 201V200H35ZM39 201V200H38ZM54 201H56V200H54ZM73 201V200H72ZM74 201H73V203H74ZM79 201V200H78ZM88 201V200H87ZM219 201V200H218ZM229 201V200H228ZM236 201H237V199H236ZM236 201H235V203H236ZM242 200H240L239 202H241ZM254 201H256V200H254ZM262 201V200H261ZM46 202V201H45ZM47 202L49 203V201L47 200ZM46 202V204L45 205H47L48 203ZM58 202V201H57ZM91 202V201H90ZM232 202V201H231ZM231 202H230V205H231ZM234 202V201H233ZM233 202H232V204H233ZM239 202H237L238 204H239ZM245 202V201H244ZM243 202V203H244ZM264 202V201H263ZM6 203V202H5ZM30 203H31V200H30ZM40 203V202H39ZM38 203V204H39ZM50 203H51V200H50ZM121 203V202H120ZM252 203H253V201H252ZM2 204V203H1ZM54 204V203H53ZM89 204V203H88ZM88 204H86V203H78V204H73V207H72V210H71V212L72 213H76V214H81V216H82V214L84 213V212H86V211H88L87 210V205ZM228 204H229V202H228ZM228 204H227V206H228ZM256 204H257V202H256ZM11 205V204H10ZM30 205V204H29ZM49 205V204H48ZM47 205V206H48ZM52 205V204H51ZM55 205H57V203L55 204ZM61 205V204H60ZM90 205V204H89ZM245 205H246V203H245ZM3 206H4V204H3ZM32 206V205H31ZM44 206V205H43ZM50 206V205H49ZM48 206V207H49ZM54 206V205H53ZM101 206V205H100ZM104 206V205H103ZM215 206V205H214ZM233 206V205H232ZM238 206V205H237ZM242 206V205H241ZM37 207H38V205H37ZM58 207H60V206H58ZM58 207H56V209L58 208ZM234 207V206H233ZM248 207H250V205L248 206ZM1 208V207H0ZM5 208V210L8 208H6V206L4 207ZM3 208V209H4ZM43 208V207H42ZM99 208V207H98ZM105 208H107L108 209V207H105ZM228 208V207H227ZM241 208V207H240ZM52 209V208H51ZM54 209V208H53ZM255 209V208H254ZM2 210V209H1ZM5 210H3V212L5 211ZM27 210V209H26ZM36 210V209H35ZM47 210V209H46ZM48 210H50L49 208H48ZM100 210V209H99ZM218 210V209H217ZM228 210V209H227ZM250 210V209H249ZM253 210V209H252ZM37 211V210H36ZM59 211V210H58ZM64 211V210H63ZM68 211H69V209H68ZM220 211V210H219ZM254 211V210H253ZM252 211V212H253ZM2 212V211H1ZM65 213H68L67 211H64ZM71 212H69V213H71ZM91 212V211H90ZM104 211H102V213H103ZM107 212V211H106ZM111 212V211H110ZM216 212H218V211H216ZM221 212H223V211H221ZM226 212V211H225ZM230 212V211H229ZM242 212V211H241ZM243 212H245V211H243ZM249 212V211H248ZM256 212V211H255ZM263 212V216H264V211H262ZM262 212H261V214H262ZM28 213V212H27ZM92 213H93V211H92ZM91 213V214H92ZM206 213V212H205ZM219 213V212H218ZM232 213V212H231ZM254 213V212H253ZM4 214H6V213H4ZM3 214V215H4ZM26 214V213H25ZM54 214V213H53ZM63 213H61V211H59L57 214H56V217H58V219L60 218V221H58L60 224L62 223V219H63V215H62ZM87 214V213H86ZM97 214V213H96ZM115 214V213H114ZM217 214V213H216ZM221 214V213H220ZM219 214V215H220ZM233 214V213H232ZM240 214V213H239ZM244 214V213H243ZM242 214V215H243ZM246 214H247V212H246ZM261 214H259L258 216H259V218H260V215ZM1 215H2V213H1ZM29 215V214H28ZM32 215V214H31ZM37 215V214H36ZM42 215V214H41ZM48 215H49V213H48ZM67 215H69V214H67ZM85 215V214H84ZM95 217H96V215H95V213L93 214ZM237 215V214H236ZM245 215V214H244ZM248 215H250V213L248 214ZM253 215H255V214H253ZM10 216V215H9ZM52 216V215H51ZM105 216V215H104ZM109 216V215H108ZM209 216V215H208ZM207 216V217H208ZM221 216V215H220ZM229 216V215H228ZM251 217H252V215H250ZM250 216H248V217H250ZM18 217V216H17ZM21 217V216H20ZM223 218H224V215L222 216ZM240 217H242V216H240ZM248 217H245V216H243L242 218H248ZM35 218V217H34ZM66 218H67V216H66ZM106 218V217H105ZM213 218V217H212ZM227 218V217H226ZM237 218H239V217H237ZM256 218H258V217H256V215H255V220H256ZM258 218V219H259ZM54 219H56V218H54ZM69 219V218H68ZM72 219H74V217L72 218ZM71 219V220H72ZM215 219V218H214ZM252 219V218H251ZM261 219V218H260ZM260 219H259V222H260ZM14 220V219H13ZM21 220V219H20ZM57 220V219H56ZM55 220V221H56ZM66 220V219H65ZM109 220H112V219H109ZM116 220V219H115ZM239 220V219H238ZM244 220V219H243ZM242 220V221H243ZM54 221V223H57V222H55ZM69 221H70V219H69ZM68 221V222H69ZM118 221V220H117ZM225 221V220H224ZM233 221H234V219H233ZM251 221H253V219L251 220ZM262 221V220H261ZM108 222V221H107ZM213 222V221H212ZM215 222V221H214ZM228 222V221H227ZM236 222V221H235ZM238 222V221H237ZM239 222H241V221H239ZM238 222V223H239ZM246 222V221H245ZM249 221L247 220V223H248ZM255 222V221H254ZM253 222V223H254ZM257 223H258V221H256ZM264 222V221H263ZM13 223V222H12ZM70 223H71V221H70ZM98 223V222H97ZM216 223V222H215ZM230 223H233V222H231L230 221ZM250 223V222H249ZM261 223V222H260ZM41 224V223H40ZM69 224V223H68ZM83 224V223H82ZM99 224V223H98ZM118 224V223H117ZM223 224V223H222ZM239 224H242V222L241 223H239ZM10 225H12V224H10ZM15 225V224H14ZM13 225V226H14ZM53 225V224H52ZM65 225H67V224H65ZM64 225V226H65ZM70 225V224H69ZM68 225V226H69ZM78 225V224H77ZM213 225V224H212ZM236 225H238V224H236ZM248 225V224H247ZM249 225H251V224H249ZM253 225V224H252ZM56 226H57V224H56ZM79 226V225H78ZM120 226V225H119ZM169 225H167V227H168ZM242 226H244V225H242ZM257 226V225H256ZM3 227V226H2ZM8 227V226H7ZM42 227V226H41ZM58 227V226H57ZM112 227V226H111ZM164 227H166V226H164ZM173 227V226H172ZM208 227V226H207ZM211 227V226H210ZM239 227H240V225H239ZM254 227H255V225H253V226H251V228L252 229H254ZM263 227H264V225H263ZM24 228V227H23ZM22 228V229H23ZM72 228H73V226H72ZM90 228V227H89ZM236 228V227H235ZM243 228V227H242ZM249 228V227H248ZM259 227H257L256 229H258ZM4 229V228H3ZM162 229H163V227H162ZM182 229V228H181ZM225 229V228H224ZM232 229V228H231ZM244 229V228H243ZM15 230V229H14ZM13 230V231H14ZM169 230H171V229H169ZM205 230V229H204ZM230 230V229H229ZM233 230V229H232ZM240 230H242V229H240ZM259 230V229H258ZM258 230H256V231H258ZM61 232H63V236H67L68 235V233H69V230H66V234L64 233V231L65 230H60ZM60 231H59V233H60ZM104 231V230H103ZM157 231H159L158 229H157ZM227 231V230H226ZM249 230H247V232H248ZM260 231H261V229H260ZM58 232V231H57ZM75 232V231H74ZM73 232V233H74ZM95 232V231H94ZM105 232V231H104ZM168 232H170V231H168ZM180 232H181V230H180ZM190 232V231H189ZM203 232V231H202ZM206 232V231H205ZM232 232V231H231ZM231 232H230V234H231ZM237 232V231H236ZM236 232H234V234L236 233ZM240 232H242V231H240ZM245 232V231H244ZM262 232H264V231H262ZM72 233V232H71ZM76 233V232H75ZM77 233H79L78 231H77ZM117 233V232H116ZM122 233V232H121ZM152 233V232H151ZM243 233V232H242ZM253 233H254V231H253ZM252 233V234H253ZM162 234V236L163 237H166V232H162L161 233ZM219 234H221V232L219 233ZM222 234H224V233H222ZM237 234V233H236ZM235 234V235H236ZM248 234H249V232H248ZM250 234H251V232H250ZM251 234V235H252ZM258 234V233H257ZM4 235V234H3ZM10 235V234H9ZM88 236H89V233L87 234ZM93 235V234H92ZM118 235V234H117ZM156 235V234H155ZM195 235V234H194ZM231 235H233V234H231ZM239 235V234H238ZM247 235V234H246ZM262 235H264V234H262ZM72 236V235H71ZM77 236H78V234H77ZM95 236V235H94ZM106 236V235H105ZM157 236H158V234H157ZM161 235H160V237H162ZM222 236H225V235H222ZM221 236V237H222ZM226 236H228V235H226ZM226 236H225V239H226ZM243 236V235H242ZM242 236L240 237V238H242ZM255 236V235H254ZM253 235H252V237H254ZM259 236H260V233H259ZM13 237V236H12ZM57 237V236H56ZM90 237V236H89ZM155 237V236H154ZM173 237V236H172ZM233 237H234V235H233ZM233 237H232V239H233ZM236 237V236H235ZM79 238V237H78ZM87 238V237H86ZM169 237L167 236V239H168ZM214 238V237H213ZM228 238H229V236H228ZM237 238V237H236ZM239 238V237H238ZM237 238V239H238ZM261 238V237H260ZM73 239V238H72ZM124 239V238H123ZM164 238H162V240H163ZM245 239V238H244ZM244 239H243V242H244ZM246 241H248V243H249V241H250V236H247L246 237ZM253 239H255V238H253ZM79 240V239H78ZM257 240V239H256ZM261 240V239H260ZM121 241V240H120ZM154 241V240H153ZM179 241H181V240H179ZM183 241V240H182ZM181 241V242H182ZM195 241V240H194ZM230 241V240H229ZM242 241V240H241ZM255 241V240H254ZM113 242V241H112ZM163 242V241H162ZM211 242H213V241H211ZM224 242V241H223ZM231 242H234L233 240H231ZM243 242H242V244L241 245H243ZM258 242V241H257ZM260 242V241H259ZM76 243V242H75ZM120 243V242H119ZM206 243V242H205ZM225 243V242H224ZM223 243V244H224ZM235 243V242H234ZM237 243V242H236ZM235 243V244H236ZM241 243V242H240ZM244 243H246V242H244ZM255 243V242H254ZM149 244V243H148ZM174 244V243H173ZM208 244V243H207ZM212 244V243H211ZM215 244H217V243H215ZM219 244H221V243H219ZM259 244V243H258ZM66 245H68V244H66ZM103 245H104V243H103ZM183 245V244H182ZM209 245V244H208ZM207 245V246H208ZM225 245V244H224ZM239 245V244H238ZM240 245V246H241ZM255 245H257V243L255 244ZM7 246V245H6ZM45 246V245H44ZM43 246V247H44ZM59 246V245H58ZM62 246V245H61ZM159 246V245H158ZM210 246V245H209ZM218 246V245H217ZM83 247V246H82ZM177 247V246H176ZM175 247V248H176ZM205 247V246H204ZM232 247V246H231ZM242 247V246H241ZM84 248V247H83ZM88 248V247H87ZM149 248V247H148ZM254 248V247H253ZM253 248H252V250H253ZM112 249V248H111ZM173 249V248H172ZM181 249H183V248H181ZM203 249V248H202ZM241 249V248H240ZM239 249V250H240ZM249 249H251V248H249ZM256 249V248H255ZM255 249H254V251H255ZM264 249V248H263ZM14 250V249H13ZM44 250V249H43ZM51 251H52V249H50ZM160 250V249H159ZM210 250V249H209ZM229 250V249H228ZM227 250V251H228ZM248 250V249H247ZM84 251V250H83ZM104 251V250H103ZM154 252H155V250H153ZM241 251V250H240ZM257 251V250H256ZM47 252V251H46ZM48 252H50V251H48ZM57 252V251H56ZM215 252H216V250H215ZM231 252H233V250H231ZM239 252V251H238ZM249 252V251H248ZM262 252H264V250L262 251ZM16 253V252H15ZM51 253V252H50ZM92 253V252H91ZM95 253H96V250H95ZM198 253V252H197ZM223 253V252H222ZM225 253V252H224ZM228 253V252H227ZM239 253H241V252H239ZM11 254V253H10ZM48 254V253H47ZM52 254V253H51ZM102 254V253H101ZM195 254V253H194ZM229 254H230V252H229ZM228 254V255H229ZM154 255H156L155 253H154ZM184 255V254H183ZM212 255H213V253H212ZM245 255V254H244ZM264 255V254H263ZM12 256V255H11ZM47 256H49V255H47ZM193 256V255H192ZM231 256V259H232V255H230ZM246 256H248V255H246ZM246 256H244V257H246ZM50 257V256H49ZM223 257V256H222ZM242 258H243V256H241ZM78 258V257H77ZM234 258V257H233ZM238 258V257H237ZM241 258V259H242ZM249 258V257H248ZM171 259V258H170ZM239 259V258H238ZM250 259V258H249ZM157 260V259H156ZM156 260L154 261L155 263H156ZM182 260H185V259H182ZM233 260V259H232ZM244 259H242V261H243ZM59 261V260H58ZM157 261H159V260H157ZM160 261H162V260H160ZM179 261V260H178ZM247 261V260H246ZM246 261H244L245 263H246ZM75 262V261H74ZM82 262V261H81ZM203 262V261H202ZM234 262V261H233ZM241 262V261H240ZM92 263V262H91ZM163 263V262H162ZM170 263V262H169ZM180 262H178V264H179ZM182 263V262H181ZM238 263V262H237ZM249 263H250V260H249ZM248 263V264H249ZM263 263V262H262ZM23 264H25V263H23ZM30 264H31V262H30ZM41 264V263H40ZM78 264V263H77ZM81 264V263H80ZM161 264V263H160ZM171 264V263H170ZM174 264V263H173ZM231 264H232V261H231ZM242 264V263H241ZM247 264V263H246ZM251 264H253V263H251Z\"/></svg>",
	"mask_w": 264,
	"mask_h": 264
}]
</instances>
